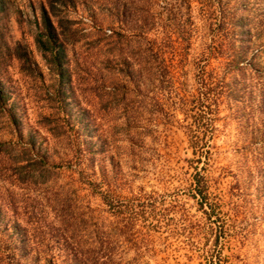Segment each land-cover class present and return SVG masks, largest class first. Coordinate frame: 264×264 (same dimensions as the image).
<instances>
[{"label": "rangeland", "instance_id": "1", "mask_svg": "<svg viewBox=\"0 0 264 264\" xmlns=\"http://www.w3.org/2000/svg\"><path fill=\"white\" fill-rule=\"evenodd\" d=\"M75 260L264 264V0H0V264Z\"/></svg>", "mask_w": 264, "mask_h": 264}, {"label": "trees", "instance_id": "2", "mask_svg": "<svg viewBox=\"0 0 264 264\" xmlns=\"http://www.w3.org/2000/svg\"><path fill=\"white\" fill-rule=\"evenodd\" d=\"M40 17H41V28L40 31L35 35V44H36V48L40 50L42 53H44V51L51 48V43H55L56 40L55 37L57 36L56 29L58 28V21L52 19L55 17V15L52 13V11H50V9L46 10L44 8H41ZM59 75L62 77L63 73L59 71ZM194 188H195V193L192 194V197H195L197 195L199 196V199L197 200H198L199 208L201 209L205 197H204V192L202 191V182L199 181V179L197 178L194 181ZM73 262H75L76 264V260Z\"/></svg>", "mask_w": 264, "mask_h": 264}]
</instances>
